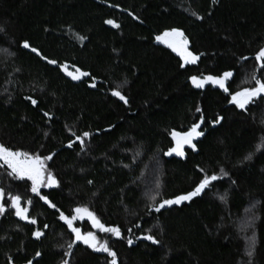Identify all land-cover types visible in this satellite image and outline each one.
I'll return each mask as SVG.
<instances>
[{
  "label": "trees",
  "instance_id": "16d2710c",
  "mask_svg": "<svg viewBox=\"0 0 264 264\" xmlns=\"http://www.w3.org/2000/svg\"><path fill=\"white\" fill-rule=\"evenodd\" d=\"M172 29L198 56L194 64L181 68L175 52L156 44ZM261 48L264 0H0V145L40 157L57 181L39 189L51 208L0 165V264H110L60 219L77 207L120 229L117 238L95 232L89 219L73 221L107 243L117 264H264V97L243 110L229 103L254 86L253 74L264 80ZM58 66L90 75L74 83ZM225 72L233 74L227 94L191 84ZM201 116L195 150L165 155L175 146L171 132ZM213 174L191 201L154 210ZM14 195L27 220L15 215ZM145 235L159 243L137 241Z\"/></svg>",
  "mask_w": 264,
  "mask_h": 264
},
{
  "label": "snow or ice",
  "instance_id": "6c2138e0",
  "mask_svg": "<svg viewBox=\"0 0 264 264\" xmlns=\"http://www.w3.org/2000/svg\"><path fill=\"white\" fill-rule=\"evenodd\" d=\"M216 0H213V3H215ZM199 18V17H197ZM106 24L111 25L112 27H118L117 24L114 23L113 20H106ZM168 37H179V40H167ZM156 40L160 43H166L167 47L170 48L173 52H175L180 59L183 61V63L180 64V67L183 68L185 64H194L198 56L193 55L190 51L187 50V41L183 38V33L172 29L171 31H166L162 35L157 36ZM24 48H28L29 44L25 42L23 44ZM33 52H36L37 55H40L39 52L35 48L31 49ZM43 59V57H41ZM255 60L257 64L260 66L261 69H264V48H261L255 55ZM49 64H56V61L48 60ZM62 70H64V67L61 66ZM66 75L70 76L72 80H79L81 77H87L90 74L87 72H82L80 69H76V72H68L66 71ZM232 76L231 72H225L220 77H213L211 75L205 76L203 78H198L196 76L190 77L192 85L197 88L201 89L204 87L206 83H211L213 85L218 86L222 90H224L226 93L228 92V89L225 87V80ZM251 79L254 81V86L251 88H244L241 91H237L233 94H231V98L229 100L230 104L235 105L237 109H245L246 105L253 100V98L256 97H264V80L261 78H258L255 74L251 77ZM92 86H95L94 84ZM112 95L114 97H117L119 100L123 101L125 104H127V100L125 96H123L119 91H113ZM33 105L36 104L35 100H32ZM197 112H200V108L197 107ZM47 115V113L45 114ZM222 117H217L215 121H213V124H219ZM204 122V118L200 117V122L194 123L191 128L186 132H177L172 131L171 132V138L175 143V146L171 148L168 152L164 153L165 155H172V153H175L177 156L183 157V147L184 145H188L193 150H195V145L192 143L194 139L201 137L204 135V132L199 130L201 128V124ZM89 133L85 132L83 133V137H87ZM78 140H80L81 144L83 145V140L80 137H77ZM68 147H72V144L70 143ZM45 159H51V157H45ZM247 159V157H246ZM0 160H2L9 169H11V174H15L16 178L24 179L27 177L28 180L31 181V191L39 196L41 200L44 201L45 204H47L51 208H55L56 206L54 204H51L47 198L40 194V187H54L57 185V181L55 177L50 173L45 171L44 169V163L41 161L40 157H33L30 156L26 152H20V151H12L8 149L7 147L0 145ZM223 175H227V173H224L223 170H221ZM219 177L215 174L208 176L205 175L203 178L199 181V183L194 187L192 191L187 192L186 194L178 195L174 199H167L162 200L158 203V205L155 206V211L160 212L161 209L165 208V206H171V205H179L181 202L185 201H191L193 197H196L200 195L205 188H207L211 182L216 181ZM91 183V182H89ZM4 192L3 190H0V199H3ZM11 201V207L15 209V215L21 219V220H27L28 217L26 213L28 212V209L26 207H21L20 205V197L19 196H10L9 197ZM152 199H155L153 197ZM223 199V197H221ZM30 203V201H29ZM151 207V206H150ZM4 204H0V213L4 212ZM57 211H59L57 209ZM75 215L69 217L65 216L63 213L60 214V219L65 222V224L68 226V228L71 230V232L74 234L76 241H81L85 245H87L88 248H91L93 251L96 252H105L109 257H111L110 264H117L116 261V254L114 251L110 250L107 243H100L96 236L92 232H88L86 234H82L80 229L73 226V221L77 219L78 217L83 219L85 216L91 221L92 226L94 228H98L101 232L105 233H111L113 236L120 238L121 232L118 227H106L104 224H102L96 216L87 208L84 207H77L74 210ZM30 223L35 224V220H30ZM42 233L39 231L34 232L33 235L37 238L41 236ZM144 240L151 241L152 244L159 243L156 239H154L151 235H145L143 237ZM129 245L133 243L131 239L127 241ZM69 248L72 247V244L68 245ZM40 253L37 252V256H39ZM247 255L251 257L252 251L249 249L247 252ZM29 264H31V261H29ZM64 264H67L65 261Z\"/></svg>",
  "mask_w": 264,
  "mask_h": 264
},
{
  "label": "water",
  "instance_id": "95a60500",
  "mask_svg": "<svg viewBox=\"0 0 264 264\" xmlns=\"http://www.w3.org/2000/svg\"><path fill=\"white\" fill-rule=\"evenodd\" d=\"M50 65L57 67L55 64H50ZM58 68H59V70L61 71V73L64 75L65 78H67L68 80H70V81H72V82H74V83L80 82L83 78H84V79L87 78V77H81L79 80H72L71 77L68 76V75H66L65 73H66V71L75 73V72H76V69H73V71H70V70H68V69H66V68H64V70H62L61 66H60V67L58 66ZM232 76H233V74H232ZM232 76L229 77V78H227V79L225 80V83H226L227 80H231ZM191 84H192V83H191ZM192 86H193V85H192ZM207 86H212L213 89H218L219 91L226 93L224 90H222V89L219 88L218 86L213 85V84H211V83H206V84L204 85V87L201 88V89H197V88H195L194 86H193V88H195L196 90H203V89H205V87H207ZM225 87H226V84H225ZM227 93H228V92H227ZM227 93H226V94H227ZM76 220H78V219H76ZM80 220H81V219H80ZM82 220H88V218H83ZM72 235H74V234L72 233ZM143 237H144V236L138 237V238H137V241H142V242H146V243L152 244L151 241L144 240ZM152 245H155V244H152Z\"/></svg>",
  "mask_w": 264,
  "mask_h": 264
},
{
  "label": "rangeland",
  "instance_id": "374dc122",
  "mask_svg": "<svg viewBox=\"0 0 264 264\" xmlns=\"http://www.w3.org/2000/svg\"><path fill=\"white\" fill-rule=\"evenodd\" d=\"M257 98H258V97L253 98V100L250 101V102L246 105V107H247L250 103H252L254 100H256ZM234 106H235V105H234ZM241 110H242V109H241ZM173 154H175V153H173ZM175 155H176V154H175ZM0 165H2V166H6V167L8 168V166H7L2 160H0ZM8 169H9V168H8ZM44 169H45V165H44ZM9 171L11 172V169H9ZM13 175L15 176L14 173H13ZM17 179H19V178H17ZM24 179L28 180L27 177H25ZM29 181H30V180H29ZM30 182H31V181H30ZM151 182L153 183L152 180H151ZM150 186H151L150 189H154L155 186H156V181H155L153 184H151ZM150 186H149V187H150ZM54 187H55V186H54ZM54 187H44V186H41L40 189H41V188L51 189V188H54ZM150 189H149V190H150ZM147 193H148V192H146L145 195H147ZM93 229L95 230V232H97V231L99 230L98 228H94V227H93ZM93 234H94V233H93Z\"/></svg>",
  "mask_w": 264,
  "mask_h": 264
},
{
  "label": "flooded vegetation",
  "instance_id": "af4514ba",
  "mask_svg": "<svg viewBox=\"0 0 264 264\" xmlns=\"http://www.w3.org/2000/svg\"><path fill=\"white\" fill-rule=\"evenodd\" d=\"M167 40H173V39H175V40H179L180 38L179 37H169V38H166ZM156 44H160V45H163L164 47H167V45H166V43H160V42H158V41H156ZM168 48V47H167ZM176 54V53H175ZM184 146H188V145H184ZM78 219V221H80L79 223H81V220H80V218H77ZM92 228H93V226H91ZM81 231V230H80Z\"/></svg>",
  "mask_w": 264,
  "mask_h": 264
}]
</instances>
